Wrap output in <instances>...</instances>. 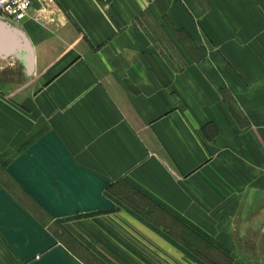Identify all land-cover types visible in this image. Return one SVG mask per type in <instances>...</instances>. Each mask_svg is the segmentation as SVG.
I'll return each mask as SVG.
<instances>
[{
  "label": "crops",
  "instance_id": "crops-1",
  "mask_svg": "<svg viewBox=\"0 0 264 264\" xmlns=\"http://www.w3.org/2000/svg\"><path fill=\"white\" fill-rule=\"evenodd\" d=\"M173 258L264 264V0L0 16V264Z\"/></svg>",
  "mask_w": 264,
  "mask_h": 264
},
{
  "label": "built area",
  "instance_id": "built-area-1",
  "mask_svg": "<svg viewBox=\"0 0 264 264\" xmlns=\"http://www.w3.org/2000/svg\"><path fill=\"white\" fill-rule=\"evenodd\" d=\"M29 5L30 0H0V16L22 20L28 14Z\"/></svg>",
  "mask_w": 264,
  "mask_h": 264
},
{
  "label": "bare ground",
  "instance_id": "bare-ground-1",
  "mask_svg": "<svg viewBox=\"0 0 264 264\" xmlns=\"http://www.w3.org/2000/svg\"><path fill=\"white\" fill-rule=\"evenodd\" d=\"M11 36H12L11 39H12L14 45L10 50L7 51V53H17V51L21 49L24 51V58L26 56H29L27 43H26V40L22 37V35L16 31H12Z\"/></svg>",
  "mask_w": 264,
  "mask_h": 264
},
{
  "label": "water",
  "instance_id": "water-1",
  "mask_svg": "<svg viewBox=\"0 0 264 264\" xmlns=\"http://www.w3.org/2000/svg\"><path fill=\"white\" fill-rule=\"evenodd\" d=\"M27 48H28V51H29V56H26L24 59H25V62H26V68H27V70H29L30 69V59L31 58H30V47H29L28 43H27Z\"/></svg>",
  "mask_w": 264,
  "mask_h": 264
},
{
  "label": "rangeland",
  "instance_id": "rangeland-1",
  "mask_svg": "<svg viewBox=\"0 0 264 264\" xmlns=\"http://www.w3.org/2000/svg\"><path fill=\"white\" fill-rule=\"evenodd\" d=\"M172 264H179L181 261L180 260H177V259H174L172 260ZM206 263V261H204ZM207 264V263H206ZM217 264V263H216ZM220 264V263H219ZM221 264H224V261H221Z\"/></svg>",
  "mask_w": 264,
  "mask_h": 264
}]
</instances>
